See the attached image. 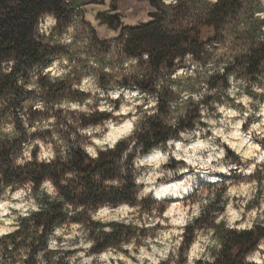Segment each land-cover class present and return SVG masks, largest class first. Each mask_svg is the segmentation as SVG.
<instances>
[{
  "label": "trees",
  "instance_id": "1",
  "mask_svg": "<svg viewBox=\"0 0 264 264\" xmlns=\"http://www.w3.org/2000/svg\"><path fill=\"white\" fill-rule=\"evenodd\" d=\"M139 1H148L155 13L149 22L124 30L121 37H124L126 56L142 60L145 54L148 55L150 74L138 80L135 86L145 96L156 97L157 112L151 116L145 114L140 121L133 152L128 154L125 164L119 162L121 153L128 146L125 140L119 141L115 150L100 151L99 158L94 160L83 150L81 137L75 132L72 137L62 138L63 144L55 146L56 156L51 162L38 160L39 147L35 146L31 149L32 160L19 165L17 160L24 158L27 147L37 137L30 134V129L37 121L32 119V115L38 112L30 115L31 106L26 101L31 97L28 91L31 74L36 69L41 71L48 57V49L41 38L42 17L52 16L58 22H67L81 14L85 5L96 3L92 0H0V200L8 192L26 190L41 209L20 216V227L0 237V264H20L22 252L27 257L22 264H39L37 255L41 252L47 264H79L78 256L75 261L71 259L80 252L75 246L79 237L67 241L73 245L67 250L48 247L49 237L58 245L65 243V232H70L72 225L77 223L87 230V239L95 241L88 249L89 254L103 253L109 248L128 254L121 245L133 240L137 244L134 250L138 252L140 246H147L143 243L145 239H155L156 227L93 220L90 215L105 207L126 205L138 210L144 223L143 215L151 214L159 205L151 196H139L142 187L135 179L140 173L133 163L136 153H139V158L144 157L172 140L183 141L180 132L187 131L194 136L203 126L201 105L215 110V105H235L237 94L234 97L229 95L234 84L253 101L262 104L264 93H257L255 89L264 88V0H175L170 4H165L164 0ZM214 44L231 45L229 53L220 56L217 54L218 46ZM189 52L201 68L206 69L208 64L224 65V72H214L206 78L204 82L208 90L216 91L204 95L199 102L190 98L184 105V115L173 127L165 122L173 111L170 102H176V111H179L181 91H198L201 78L195 83L192 78L160 84L159 87L157 84L165 72L170 80L177 61L185 59ZM233 73L235 80L230 83L228 78ZM241 80L243 83H238ZM38 85L49 93L62 91L60 84L39 81ZM254 111L257 113L259 108L255 107ZM89 118L88 122L81 119L78 128L99 125L111 116L96 111ZM9 125L12 126L10 132L6 131ZM61 151L69 159L65 160ZM171 169L177 170L178 165ZM68 172L74 176L64 183ZM46 178L53 181L63 200L52 199L42 192L41 182ZM113 180L120 183H109ZM29 182L30 187L26 188ZM224 194L222 191L207 196L209 203L202 206L201 215L184 227L175 264H185L183 253L190 250L205 228H215L214 235L222 243L218 251L211 250L217 257L215 264H257L246 261L245 257L256 251L264 239V226L254 225L251 229L239 230L227 228L225 221L216 224L215 219L226 211L227 200L221 202L225 199ZM220 203H223L222 207L216 210L215 205ZM66 205H71V212L75 214L70 215ZM104 227H111L112 231L105 232ZM58 228L65 229L64 235L53 236ZM161 264H172V254ZM196 264L207 262L201 260Z\"/></svg>",
  "mask_w": 264,
  "mask_h": 264
},
{
  "label": "rangeland",
  "instance_id": "2",
  "mask_svg": "<svg viewBox=\"0 0 264 264\" xmlns=\"http://www.w3.org/2000/svg\"><path fill=\"white\" fill-rule=\"evenodd\" d=\"M92 2L103 9L109 7V0H92ZM122 6L124 10L132 14V19H134L136 23L150 21L151 13L155 11L148 1L122 0ZM41 38L48 49V57L44 68L40 69L41 71L36 69L31 74V84L28 88L31 97L27 98L26 103L31 106L30 115L38 112L32 115V119L37 120L33 127L45 123L50 125L48 127H39L36 131H30V134L36 135V140H41L45 145L51 143L53 145V150L55 146L61 145L60 142L62 138L72 137L75 132H78L83 144L89 142V135L87 133H82L78 126L81 123V119H83V122H88L90 120L89 115L96 111L109 114L111 116L109 120L115 121L120 119V117H115L113 113L107 111L101 112L98 108L91 114H86L83 112L78 113L71 111L68 108L58 107L61 104L78 103L83 106L88 99H92L93 104L89 105V107L96 108L97 105L105 101L113 103L111 101V95L116 92H119L120 96L114 102V111L119 110L122 102H126V95L130 97L134 92H138L141 96L145 97V105L151 99L157 101L155 96H145V94L139 92L135 86L138 80L150 74L147 61L142 59L136 60V64L134 65L129 63L132 59L126 56L124 52V37L117 40L105 41L95 29L93 18L87 16L85 13L82 12L81 14H77L67 22H58L56 20V24L52 26L49 31H41ZM66 39L70 42L65 43L64 41ZM214 45L218 46L217 54L220 56L229 53L231 48L229 44ZM64 59H67L68 64H63ZM192 64L197 63L193 59L191 62H187L185 59L178 60L177 68L172 76L176 75L178 72L183 73L191 71ZM53 65H58L65 71L66 75L63 78L53 77L52 73L48 71V69L53 68ZM125 65H127V67H125ZM197 65L201 68L199 64ZM89 77L94 79L99 91L82 90L80 85H82L84 79ZM199 78H201L200 75L197 76V79L194 78L195 80L193 82L195 83ZM161 80L163 81L161 84L167 85L171 84L172 81H178L180 79L169 80L167 72H165ZM39 81L42 83L60 84L62 86V91L49 93V91L39 87ZM121 89L125 91H121ZM209 92V90L205 91L204 95H210ZM230 92L234 93L231 97H234L235 94H237L236 97L241 95L249 96L247 93L240 91L239 86L236 84L230 89L229 93ZM37 105H42V107H37ZM215 106L214 108H216V110L206 109L207 113L205 118L202 119L203 126L197 129L194 136L188 134V138L186 139L183 137V141L172 140L166 146L155 149L153 152L158 151L160 154L157 161H144L142 160L143 157H140L137 161V163L141 165L138 170L140 173L139 176L145 181L138 184L142 189L146 186V182L153 178L154 172L163 169L166 170L165 176L156 178V191L159 190L162 185L173 182L184 186L190 183L191 190L194 192L191 195L188 194V196H186L185 193L181 198L176 195L175 197L170 196L169 198L162 199L152 192L147 193L145 196H140L141 198L151 196L159 204L154 208L151 214L146 213L143 215L145 222L161 218L165 211H170L172 213L171 218L178 219L182 215L190 214L192 205L200 202L201 199H206L207 196L225 191V199H221V202L222 200H227L226 211L222 215H219V217L224 216L225 219L222 221L227 223V221L232 218L233 211H235L240 216V219L236 220V224L244 222L251 223L252 227L254 225L264 226V221L261 219L262 216H264V159L259 158V153L247 160L243 159L240 155V153L247 151L250 145H259L261 152H264V135L260 134L264 131V100L262 104H260V101H254L250 105L252 111L244 117V123L240 125L237 139H233V132L237 131L234 125L238 118H231L229 112L241 110L243 109V105L237 103L233 106L227 104L218 105L225 108V112L223 113L218 112L217 105ZM255 107L259 108L257 113L254 111ZM136 109L137 111L135 114L139 116L144 110V105L138 104ZM132 115L133 113H128L129 117ZM209 118L215 122L213 126H209ZM228 121H231V123L228 124ZM104 122L99 125H102ZM221 130L224 137L230 141L233 147H230L229 143H225L219 136L215 141L210 142L206 149L199 147L207 137H211L217 131ZM107 131L108 128H104L103 134H106ZM101 135L102 133H92V136L97 138ZM197 135H199V139H197ZM54 136H58L59 141L53 139ZM36 146L39 147L40 153V145ZM220 148L224 149V157L220 160L213 159L212 157L218 154ZM177 157H184V159H178ZM189 159L194 162L195 167L187 163ZM162 160H166L167 162L161 164V169H153L151 167V165L159 163ZM172 161L175 163H171ZM175 164L178 165V169L174 171L171 167ZM253 165H255V167H253ZM221 167L227 169V171H220L219 169ZM229 189H232V191L230 192ZM18 191H24L26 193L21 200H11V197L17 192L15 191L8 192L0 202L9 200L11 203H24L29 199L33 200L28 191ZM222 205L223 203L216 204L215 209L219 210ZM228 205H231V208H229ZM102 209H106L108 216L118 217V219L115 220L102 218V221H123L120 217H123L124 212L128 211V209H131V211H128V216H131L133 219L142 220L139 211L128 206L127 208L120 206L116 208L105 207ZM102 209H100V211ZM241 209H243V211H241ZM0 211H2V209H0ZM19 211L22 210L10 208L9 215L0 216V229L4 227H13L21 216L18 215ZM252 213H255V215H252ZM10 215H15L16 220L13 225H5L4 220L8 219ZM123 218L126 219L127 217ZM162 218L165 220V224L155 223V239L160 232L170 231L173 227L168 223L169 217ZM233 228L238 229L236 227ZM251 228L246 227L239 230H248ZM65 234H67L65 235L66 237L71 235L72 232L66 231ZM173 239H175V237H173ZM198 239L199 235L194 244ZM145 247L150 253L151 248L149 246ZM78 248L80 251H84L86 256L92 255L88 253V249ZM191 248L189 251H191ZM134 249L133 251H135ZM120 253L132 259L133 264H138L136 257L131 256L129 252L128 254ZM137 254L139 253L137 252ZM248 261L250 263H257L256 260ZM93 264H96V261H93ZM119 264H124V262L120 261ZM145 264H149V262L145 260Z\"/></svg>",
  "mask_w": 264,
  "mask_h": 264
},
{
  "label": "clouds",
  "instance_id": "3",
  "mask_svg": "<svg viewBox=\"0 0 264 264\" xmlns=\"http://www.w3.org/2000/svg\"><path fill=\"white\" fill-rule=\"evenodd\" d=\"M165 4L169 3H175V0H164ZM56 24V20L52 16L42 17V23L40 24V31L47 32L51 29L52 26ZM65 43H69V40H65ZM185 60L187 62H191L193 59L192 53H186L185 54ZM143 59L145 61L148 60V55L145 54ZM131 64H136V60L132 59L129 61ZM63 64H68L67 59L63 60ZM127 67V65H125ZM224 65L216 66L214 64H208L207 68H199L197 64H192V70L187 72H178L176 75L172 76L171 79H183L187 81L188 79L195 78L198 75H201V80L197 87L199 88V91H193V90H183L181 91V107L179 108V111H176L177 109V103L176 102H170V107L173 110L171 112V115L169 118L165 120L166 123L172 125L173 127L176 126L177 121L179 117L183 116L185 113V106L186 103L191 98L192 101L199 102L204 98V92L208 91V85L204 81L208 76H211L214 72H224ZM49 72L52 73V76L55 78H63L66 73L63 69H61L58 65H53V68L48 69ZM70 71V69H69ZM229 82L232 83L235 80V73L231 74L229 76ZM163 83V81H159L157 84V87L160 86V84ZM238 83H243V80L238 81ZM83 91H99L98 87L96 86L94 79L92 77L86 78L83 80L82 85H80ZM121 91H125L124 89H121ZM216 90L211 89V92L209 94H213ZM255 91L257 93H264V88H256ZM229 95H234V93L230 92ZM120 96L119 92L113 93L111 95V101L113 103H109L108 101H105L99 105L96 106V108L89 107V105L93 104L92 99H88L85 103V105H80L78 103H71V104H61L58 107L62 108H68L71 111L75 112H83L86 114H91L92 112L96 111L97 108L99 111L104 112H111L115 117H120L119 120H107L102 125L98 126H92L89 128L80 129L82 133H87L90 137L89 142L82 144L81 147L83 150L88 154V156L92 159H98L99 158V152L100 151H108L109 149L115 150L117 147V144L121 140H125L127 142V148L121 153V157L119 162L124 165L125 161L127 160L128 154L133 152V145L136 143V136L135 134L140 130L139 129V123L142 119L145 118V114L148 116L154 115L157 112V101L154 99H151L148 101V103L145 105V97L141 96L138 92H134L131 94V96L126 95V102H122L119 110L114 111L115 108V101ZM254 101L251 97L247 95H241L239 97H236L235 103L243 105V109L238 111H230L229 116L231 118H238L236 119L235 128L237 129V133L233 135V139L238 138V130L240 128V125L244 123V117L247 116L251 111L250 105ZM144 105V110L141 113V115H136V106L137 105ZM37 107H42V105H37ZM201 111V119L205 118V115L207 113V110L204 105L200 106ZM218 112H225V108L223 106H217ZM131 112L133 115L131 117L128 116V113ZM214 121L210 118L208 119L209 126L214 125ZM228 124L231 123V121L227 122ZM27 126V125H25ZM50 126L48 123H45L43 125H36L30 131H36L39 127H48ZM108 128L114 130L113 132H109L107 134H103V129ZM6 131H12V126L9 125ZM102 133V135L97 138L95 136H92V133ZM261 135H264V131L260 133ZM180 136L188 138L187 131L180 132ZM220 137L225 143H229L230 147H233V145L228 141L224 135L222 130L217 131L213 136L207 137L205 141H203L199 147L206 149L210 142L215 141L217 137ZM131 137L129 140L128 138ZM53 139L59 141L58 136H54ZM197 139H199V135H197ZM63 144V142H60ZM36 145H40L41 151L37 156V159L40 161L45 162H51L53 159H55L56 152L53 150V145L51 143L45 145L41 140L37 139L33 142L32 145L28 146L26 151L24 152V158L17 160V164L24 165L26 162L32 160L31 155V149L32 147H35ZM260 154V159H264V152H261V148L259 145H250L248 150L240 153L243 159H251L252 157L256 156L257 154ZM61 155L65 160L69 159V156L65 154L64 151H61ZM225 152L223 148H220L218 151V154L216 156H213V159L220 160L224 157ZM178 159H184V157H177ZM139 160V153H136V156L134 158L133 163L135 164V168L139 170L141 165L137 163ZM166 160H162L159 163H156L154 165H151L153 169H161V164L166 163ZM187 163L189 165H192L195 167V164L192 160H187ZM255 167V165H253ZM186 170V169H184ZM220 171H227V169L221 167L219 169ZM123 171V168L121 169ZM166 170L161 169L160 171H156L153 174V178L151 180H148L146 182V186L141 190L139 196H145L147 193L152 192L154 195L159 196V192L155 190V181L157 177H164ZM74 176V173L68 172L65 174V180L64 183H67V180L72 178ZM135 182L137 184H140L142 182H145L142 177L136 176ZM109 183L113 184H119L120 181L113 180ZM151 185V186H148ZM26 188L30 187V182L28 185L25 186ZM41 190L44 193H47L48 196L52 199H59L63 200V197L58 195L57 189L55 188L53 181L51 179L46 178L41 182ZM180 191L183 193H188L191 191V184L189 183L187 186L184 185H178L177 190L174 192V194H180ZM231 192L232 189H229ZM24 191H17L13 197H11V200H21L25 196ZM209 203V200L207 199H201L200 202L192 205L191 213L182 215L178 219L171 218L172 213L170 211H165L162 214V217H169L168 223L172 225L170 231H162L159 233L157 238L155 240L152 239H145L144 245H147L151 248V252L147 250L145 246H140L138 248V253L133 251L134 248H137L136 241L133 240L131 243L122 244L121 248L128 249V252L131 256H135L138 264H145V260L149 262V264H161V261L169 260V253L172 254V264H175V261L178 259V249L181 245L183 236L182 233L184 231V227L193 222L194 218L199 217L201 215L202 206L207 205ZM71 205H66V208L69 210V214H75L71 212ZM127 208V206H123ZM229 208H231V205H228ZM14 208L17 210H22L18 212V215L21 216H27L30 215L32 212H38L40 211V206L37 205L33 200L29 199L24 203H11L9 200H5L3 202H0V216L9 215V209ZM30 209V211H29ZM128 211H131V209H128ZM128 211H125L123 214V217H127L124 219L123 217H120V219L123 220V223H133L141 227H148L152 228L155 226V223L159 224H165V220L161 217L157 220L148 221L142 223L141 220L133 219L131 216H128ZM243 211V209H241ZM93 220H102V218H106L107 220H115L118 219L116 216H108L106 209H102L99 213H90ZM252 215H255V213H252ZM224 216H220L219 218L215 219L216 224H220L222 220H224ZM240 216L233 211L232 218L229 219L226 223L227 228H233L236 227L238 229H244L246 227L251 228V223H244L241 222L239 224H236V220H239ZM262 221H264V216H262ZM16 220L15 215H10L8 219L4 220L5 225H13L14 221ZM20 227L19 222H16L13 227H4L0 229V237L5 236L7 233L13 232L16 229ZM79 230V231H78ZM103 231L105 232H111V227H104ZM65 229L58 228L54 231L52 234L53 236H62L64 235ZM72 234L65 237V243L58 245L56 241L49 237V249H57L62 248L67 250L69 247H72L73 245L68 243L67 241H74L76 237H79V241L76 244V246L81 247L85 250L91 248L95 241L92 239H87L88 232L85 230L84 226L82 224H73L71 229ZM216 229L215 228H205L202 229L199 233V239L195 244L192 245L191 251H185L183 253L185 257V264H196V261H205L207 264H215L216 256L212 254V249H216L217 251L222 247V243L219 239V237L215 236ZM175 237V239H173ZM43 253H39L37 255V260L39 261V264H47V262L43 259ZM80 257L79 264H93V261H96V264H119L120 261H123L124 264H133V260L130 259L128 256H125L121 254L120 252H117L114 248L106 249L103 253L98 254H92V255H85L84 251H80L76 253L75 256L71 257L73 261L76 260V257ZM26 255L22 252L20 255V264H22L23 259H26ZM59 257H54V259H58ZM245 260H256L257 264H264V239H261L259 244L257 245V250L254 251L252 254L245 257Z\"/></svg>",
  "mask_w": 264,
  "mask_h": 264
},
{
  "label": "water",
  "instance_id": "4",
  "mask_svg": "<svg viewBox=\"0 0 264 264\" xmlns=\"http://www.w3.org/2000/svg\"><path fill=\"white\" fill-rule=\"evenodd\" d=\"M108 6L107 9H103L97 4H87L82 8L83 13L93 18L95 29L105 41L120 39L127 28H135L147 23H136L132 19V14L123 9L122 0H109ZM154 13L155 11L151 16Z\"/></svg>",
  "mask_w": 264,
  "mask_h": 264
},
{
  "label": "bare ground",
  "instance_id": "5",
  "mask_svg": "<svg viewBox=\"0 0 264 264\" xmlns=\"http://www.w3.org/2000/svg\"><path fill=\"white\" fill-rule=\"evenodd\" d=\"M110 131L113 132V134H115L114 130H112V129H108L107 133H109ZM236 133H237V131L233 132V135ZM238 136H239V131H238ZM159 156H160L159 152L155 151V152H152V153L144 156L142 160H144V161H153V160L157 161L159 159ZM178 185L179 184H177V183L175 184L173 182L162 185L161 188L159 190H157L159 192V196L162 199L169 198L170 196L175 197L176 195L177 196H183L185 193H183L182 191H180V194H174V192L177 190ZM189 195H191L190 192H189Z\"/></svg>",
  "mask_w": 264,
  "mask_h": 264
}]
</instances>
